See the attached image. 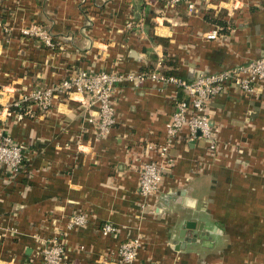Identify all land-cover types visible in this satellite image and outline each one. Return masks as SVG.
Here are the masks:
<instances>
[{
  "label": "crops",
  "instance_id": "0c3cea01",
  "mask_svg": "<svg viewBox=\"0 0 264 264\" xmlns=\"http://www.w3.org/2000/svg\"><path fill=\"white\" fill-rule=\"evenodd\" d=\"M168 1L0 0V109L74 71L193 82L264 57V0H193V11ZM31 25L53 47L24 35ZM174 91L150 80L116 85L105 133L83 95L19 120L0 115V135L24 147V172L0 168V264H39L54 236L74 264H114L131 238L134 264H264V84L213 96L215 147L182 130L145 200L139 170L162 161ZM73 215L85 224L68 228ZM107 223L116 233L104 237Z\"/></svg>",
  "mask_w": 264,
  "mask_h": 264
},
{
  "label": "built area",
  "instance_id": "2783aa9c",
  "mask_svg": "<svg viewBox=\"0 0 264 264\" xmlns=\"http://www.w3.org/2000/svg\"><path fill=\"white\" fill-rule=\"evenodd\" d=\"M170 5L184 4L189 11L194 10L193 0H169ZM130 22L128 25H132ZM23 34L42 41L45 45L53 47L52 39L40 25H31ZM217 37L216 32H210L207 39ZM150 80L161 86L173 85V112L170 123L166 129L168 142L158 149L161 162L151 161L143 164L139 170V194L143 199L157 193L161 185L164 172L172 164L169 157V148L174 139L182 130H187L189 140L201 139L209 144V149L215 147L216 139L214 126L208 118L207 106L213 96L224 92L231 87L243 93H251L258 84H264V57L251 62L231 67L216 73H202L193 82H186L172 76H164L156 71L146 74L113 75L106 72L74 71L55 85L46 88H34L28 94L19 95L14 104L0 109V115L13 116L17 120L25 116H32L34 111L45 113L53 108L56 101L70 99L73 95L82 96L86 100L85 106L98 109L97 118L101 122V133L114 123L112 94L116 85L125 81H135L138 85ZM181 92L182 98H177ZM24 103V112H10V107L18 108ZM22 145L14 143L8 135H0V168L14 175L24 172ZM164 161V162H163ZM146 206H149L146 204ZM153 214V211H150ZM86 219L82 215H73L68 219L67 227L75 228L84 225ZM101 235L107 237L116 233V227L111 223L101 226ZM65 238L52 237L46 240L40 251L39 264H74L68 260ZM139 240L131 238L119 245L117 261L114 264H134L140 249ZM112 264V263H109Z\"/></svg>",
  "mask_w": 264,
  "mask_h": 264
},
{
  "label": "water",
  "instance_id": "95a60500",
  "mask_svg": "<svg viewBox=\"0 0 264 264\" xmlns=\"http://www.w3.org/2000/svg\"><path fill=\"white\" fill-rule=\"evenodd\" d=\"M185 225H186V227H185L184 231L187 229H192L194 227V225H192L191 223H187Z\"/></svg>",
  "mask_w": 264,
  "mask_h": 264
},
{
  "label": "trees",
  "instance_id": "16d2710c",
  "mask_svg": "<svg viewBox=\"0 0 264 264\" xmlns=\"http://www.w3.org/2000/svg\"><path fill=\"white\" fill-rule=\"evenodd\" d=\"M24 107H25V105H24ZM13 109V113H16V112H18V111H22V112H24V109L22 108V110H20V108L18 109V108H12Z\"/></svg>",
  "mask_w": 264,
  "mask_h": 264
}]
</instances>
